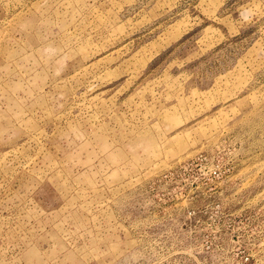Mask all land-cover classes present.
Wrapping results in <instances>:
<instances>
[{
	"label": "rangeland",
	"instance_id": "obj_1",
	"mask_svg": "<svg viewBox=\"0 0 264 264\" xmlns=\"http://www.w3.org/2000/svg\"><path fill=\"white\" fill-rule=\"evenodd\" d=\"M0 264H264V0H0Z\"/></svg>",
	"mask_w": 264,
	"mask_h": 264
}]
</instances>
